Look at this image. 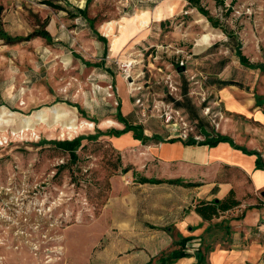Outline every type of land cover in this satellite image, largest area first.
<instances>
[{"label": "rangeland", "instance_id": "1", "mask_svg": "<svg viewBox=\"0 0 264 264\" xmlns=\"http://www.w3.org/2000/svg\"><path fill=\"white\" fill-rule=\"evenodd\" d=\"M68 1L62 3L65 10H58L39 0H0L1 25L8 34L25 38L47 21L53 37L51 43L40 37L11 43L0 39V106L22 117L58 105L77 119L96 122L79 136L122 128L116 120L120 103L126 119L141 124L147 136L183 140L187 135L201 141L202 129L226 134L264 157V121L253 116L255 96L250 92L264 108V72L241 65L223 32L234 31L249 60L262 61L264 0H224L221 5L200 0L222 29L213 27L188 0H90L87 18L106 43L76 12L86 0ZM165 1L174 3V11L155 20V7ZM142 11L149 12V26L139 25L140 20L123 22L126 32L116 30L119 50L111 54L103 25ZM208 32L220 37L195 46ZM105 47L104 64L90 65L102 60ZM179 60L185 64L181 74L175 68ZM220 78L242 88L219 87ZM170 82L179 89L172 90ZM185 91L188 103L174 117L168 108L166 125L159 109L166 108L170 97L183 100ZM105 120L119 124L100 126ZM58 136L59 128L51 137L42 128L0 124V264H157L159 256L175 248L161 245L157 234L163 227L150 222L133 226L134 200L139 198L133 185L141 177L133 169L139 160L133 147L121 152L109 137L84 139L77 161L71 162L67 152L42 143L64 140ZM123 166L129 170L124 172ZM119 218L128 229H120ZM172 235L176 237L175 231ZM211 235L203 244L211 245L209 255L228 249L214 236L218 234Z\"/></svg>", "mask_w": 264, "mask_h": 264}, {"label": "crops", "instance_id": "2", "mask_svg": "<svg viewBox=\"0 0 264 264\" xmlns=\"http://www.w3.org/2000/svg\"><path fill=\"white\" fill-rule=\"evenodd\" d=\"M255 100L254 97L251 102V107L255 106L253 116L264 121V108L257 106ZM108 137L119 151L133 147L138 152L139 160L134 162L133 169L140 172V176L199 183L187 187L167 182H136L133 190L139 193V198L134 200L133 226L150 222L163 227L164 230L158 229L160 233L157 234L162 238L163 247L172 246L181 237L191 238L187 246L193 241L204 244L205 237L216 233L218 235L214 236L227 243L228 249L212 251L208 256L209 264H264V168L256 167L257 155L246 154L228 142L209 147L186 145L182 139L174 142L150 140L144 147L130 131ZM231 189L242 200L233 210L210 221L203 220L194 211L198 201L222 199ZM124 213L118 212L122 216ZM116 223L120 229L129 228L123 218ZM174 231L176 237L172 235ZM194 262L196 259L191 256L173 264Z\"/></svg>", "mask_w": 264, "mask_h": 264}, {"label": "trees", "instance_id": "3", "mask_svg": "<svg viewBox=\"0 0 264 264\" xmlns=\"http://www.w3.org/2000/svg\"><path fill=\"white\" fill-rule=\"evenodd\" d=\"M40 2L54 8V9H58V10H65L64 6L62 3L64 4H68L69 1L68 0H39ZM90 0H86V4L83 8H75L76 12L81 15L84 19L88 20L87 18V5L89 3ZM224 0H218L219 4H223ZM189 4L193 7H195L198 12H200L203 16H205L207 18V20L211 23V25L213 27H219L221 28V24L220 21L218 20V18H215L214 16H212L210 14V12L204 7L202 6L200 0H188ZM2 6L0 5V14L2 11ZM90 28L93 31V34L97 37L98 40L102 41L103 43H106V38L104 36H101L97 30H95V28H93L92 26V22L91 20H88ZM46 25H47V21L44 22L40 28H37L35 30H33L30 34H28L25 38H22L20 36H11L10 34H8L2 27L1 25V20H0V39H3L5 42L11 43V42H15V41H20V40H30L36 37H40L43 38L44 40H46L48 43H51L53 40L52 35L50 34V32L46 29ZM222 29V28H221ZM223 32L226 34V36L228 37V39L230 40V49L231 51H233L235 57L238 59L239 63L241 65H243L244 67L248 68V69H252V70H259L261 72H264V58L262 61L260 62H251L249 60V58L243 53L242 51V43L239 39V36L237 34H235L234 31L232 30H226L225 28H223ZM107 54V48H104V53H103V57L102 60L98 63L95 64H90L88 62H85L86 65H93L95 67H100L101 64H104V58ZM177 70L176 72L178 74L183 73L184 70H181L182 67L177 66L175 67ZM216 83L219 85V87H225V86H238L239 88H242V85L239 84L238 82L232 80V79H218L216 81ZM254 94L255 99H256V105L257 106H262L261 102L259 101L260 97L252 90L250 91ZM184 93V99L183 100H179L177 98L174 97H170L169 99H166V101H168V103H171L172 106L176 109H180V108H184L185 104L188 103L187 97H185V92ZM77 106V105H76ZM85 116V115H84ZM116 120L121 123L123 125L122 128H109L110 130L108 131H103L98 129L96 131L95 134H88V135H79L74 137L73 139H64V140H49V141H45L43 140L42 143H51L53 144V146L59 150H61L62 152H67L69 155V159L71 162H75L78 159V154H77V150L81 147L82 145V141L84 139L88 140V141H94L97 140L99 137H108V136H120L126 132H132L133 133V137L135 139H138L140 141H142L143 143L148 142L150 140H154V141H166V142H174L179 140V138H167L164 139L161 136H159L158 134H153L151 136H147L145 134V130L142 127L141 124H135V123H131L129 122L126 117L123 115L122 111H121V104L118 103L117 107H116ZM92 122L96 123L94 120H92ZM200 134L203 135L204 139L201 141H197L195 139H193L192 137H189L188 139L184 140V144L186 145H208L209 147H213L216 146L218 143L220 142H228L233 148L239 149L241 151H243L246 154H255L258 157L256 158V167L257 168H264V161L262 159V157H259V154L256 151L253 150H248L246 147L241 146L236 144L233 139L226 135V134H221V133H213V132H207L206 130H202L200 129ZM83 147V146H82ZM119 159V158H118ZM262 159V161H261ZM124 172H127L129 170V168L124 167ZM63 169V168H61ZM60 167L58 169L61 170ZM140 182H148V183H152V184H160V183H170V184H181L187 187H194V186H198L199 183L197 182H183V181H179L176 179H163V178H147V177H140ZM242 202V200L240 198H238L236 192L231 189L228 194L223 197L222 199H213L211 201H207V200H200L197 203H195L194 205V211L201 216V218L203 220L206 221H210L213 218L219 217L222 213H225L229 210H232L233 208L237 207L240 203ZM190 237H181L178 240H176L173 243V246H175L174 249L170 250L168 253L166 254H162L161 256L158 257L157 259V264H173L175 262H177L180 258L183 257H195L196 262L192 263V264H208V255L209 252L212 250L211 245H203V243L200 244V246L194 251V252H190L187 250V243L190 240ZM144 264H151V262H146Z\"/></svg>", "mask_w": 264, "mask_h": 264}, {"label": "bare ground", "instance_id": "4", "mask_svg": "<svg viewBox=\"0 0 264 264\" xmlns=\"http://www.w3.org/2000/svg\"><path fill=\"white\" fill-rule=\"evenodd\" d=\"M174 3L165 1L163 4H160L154 9V19L161 20L164 18L165 14H171L174 11ZM148 11H142L141 14L135 13L134 17L131 19L123 18L119 21H109L103 25V30L106 36L110 37V53H117L119 50V37L116 35V30H118L121 35H124L126 32L127 26L132 25L133 23L139 22V25L148 27L150 24ZM126 23V25L123 24ZM220 37V34H213L208 32L200 36L197 39L196 45L201 43H208L211 40ZM15 86H11L10 90L13 93ZM20 93H22L20 91ZM11 124L15 123L19 128H24L27 130H36L42 128V130L47 133H50L51 137H54L55 133L59 128L60 139H73L81 131L85 129H91L94 125L92 121L86 119H77L75 116H71L70 112L64 108H61L58 105H53L51 107H44L32 112L29 115L18 117L17 113L12 112L5 106H0V124ZM109 125H118L119 123L114 120H105L99 123L100 126Z\"/></svg>", "mask_w": 264, "mask_h": 264}, {"label": "built area", "instance_id": "5", "mask_svg": "<svg viewBox=\"0 0 264 264\" xmlns=\"http://www.w3.org/2000/svg\"><path fill=\"white\" fill-rule=\"evenodd\" d=\"M176 64L179 67H185V64H184V61L183 60H179L178 63H176ZM166 83L168 84V78L166 80ZM169 87L172 90H177V88H178V86H176V84H174L173 82H170L169 83ZM172 90H171V93H172ZM136 103L140 107H143V102L141 101V98H138L136 100ZM164 105H166V108L167 109L166 108H164L163 110H160L159 109V111L161 112L160 117H162L163 120H164V122H165V124L168 125V121H170V119H171V115L168 114V108H169L170 112L173 114V117H174V115H179L180 112H179V109L174 108L171 103H166V104L164 103ZM189 137H191V136H187L186 135V138H184L183 140H186ZM262 159L264 160V157H262ZM199 246H200V243L199 242L193 241V243L190 245V248H188L189 246H187V250L190 251V252H194Z\"/></svg>", "mask_w": 264, "mask_h": 264}, {"label": "water", "instance_id": "6", "mask_svg": "<svg viewBox=\"0 0 264 264\" xmlns=\"http://www.w3.org/2000/svg\"><path fill=\"white\" fill-rule=\"evenodd\" d=\"M185 69V67H182V69L181 70H184Z\"/></svg>", "mask_w": 264, "mask_h": 264}]
</instances>
